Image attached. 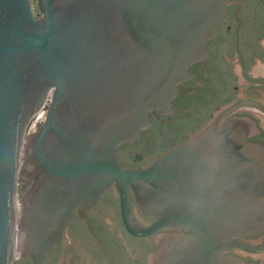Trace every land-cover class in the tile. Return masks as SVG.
Masks as SVG:
<instances>
[{
	"label": "water",
	"instance_id": "95a60500",
	"mask_svg": "<svg viewBox=\"0 0 264 264\" xmlns=\"http://www.w3.org/2000/svg\"><path fill=\"white\" fill-rule=\"evenodd\" d=\"M245 1L0 0V264H41L75 212L91 226L86 212L114 186L128 233L175 230L158 235L148 264H245L226 253L264 249L240 241L264 233V143L249 140L251 119L146 169L118 157L169 105L229 5Z\"/></svg>",
	"mask_w": 264,
	"mask_h": 264
},
{
	"label": "flooded vegetation",
	"instance_id": "af4514ba",
	"mask_svg": "<svg viewBox=\"0 0 264 264\" xmlns=\"http://www.w3.org/2000/svg\"><path fill=\"white\" fill-rule=\"evenodd\" d=\"M205 49L176 86L166 109L149 113V129L132 143L118 147L124 167L146 169L175 147L208 129L220 130L234 118L254 121L257 129L249 140L264 143V0L229 5L216 36L207 41ZM128 190L136 221L143 227L153 224L155 220L141 212L134 192ZM86 216L91 226L75 212L61 242L43 255L41 264H148L158 235L175 232L166 229L146 237L128 233L116 186ZM240 241L261 248L264 233ZM226 256L238 257L245 264H264V249H233ZM20 264H31L30 257Z\"/></svg>",
	"mask_w": 264,
	"mask_h": 264
},
{
	"label": "bare ground",
	"instance_id": "6f19581e",
	"mask_svg": "<svg viewBox=\"0 0 264 264\" xmlns=\"http://www.w3.org/2000/svg\"><path fill=\"white\" fill-rule=\"evenodd\" d=\"M45 114H46L45 110L42 109V110L37 114V116L35 117V119L32 121L30 127L28 128V131L26 132V136H25V139H24V141H23V145H24V143H25L27 137L33 134L32 132L35 130V128H36V126H37V123H39L40 120H42V119L45 118ZM23 145H22V149H23Z\"/></svg>",
	"mask_w": 264,
	"mask_h": 264
},
{
	"label": "rangeland",
	"instance_id": "374dc122",
	"mask_svg": "<svg viewBox=\"0 0 264 264\" xmlns=\"http://www.w3.org/2000/svg\"><path fill=\"white\" fill-rule=\"evenodd\" d=\"M45 118H46V114H45ZM45 118H44V119H42V120H40V121H39V123H40V124H43V122H44ZM38 127H39V126L37 125V126H36V128H35V130H34L32 133H35V132H37V130H38Z\"/></svg>",
	"mask_w": 264,
	"mask_h": 264
},
{
	"label": "trees",
	"instance_id": "16d2710c",
	"mask_svg": "<svg viewBox=\"0 0 264 264\" xmlns=\"http://www.w3.org/2000/svg\"><path fill=\"white\" fill-rule=\"evenodd\" d=\"M38 12V11H37Z\"/></svg>",
	"mask_w": 264,
	"mask_h": 264
}]
</instances>
